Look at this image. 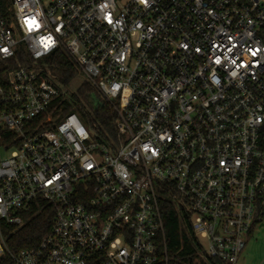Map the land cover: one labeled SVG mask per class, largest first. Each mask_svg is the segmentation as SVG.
<instances>
[{"label":"built area","instance_id":"1","mask_svg":"<svg viewBox=\"0 0 264 264\" xmlns=\"http://www.w3.org/2000/svg\"><path fill=\"white\" fill-rule=\"evenodd\" d=\"M21 48L0 84V264H168L165 202L197 264H235L264 219V0H0V58ZM55 51L114 137L59 115ZM46 207L49 230L12 249L5 228Z\"/></svg>","mask_w":264,"mask_h":264},{"label":"trees","instance_id":"2","mask_svg":"<svg viewBox=\"0 0 264 264\" xmlns=\"http://www.w3.org/2000/svg\"><path fill=\"white\" fill-rule=\"evenodd\" d=\"M50 68L53 75L66 88L62 94L59 115L77 112L82 121L100 138L108 140L115 136V113L101 94L85 79L73 62L60 51H55L43 62ZM31 59L25 50L18 49L9 59L0 58V84L6 81L9 70L20 65H30ZM163 221L165 245L171 257L168 264H190L195 259L194 237L187 231L189 226L177 216L175 207L170 202L163 205ZM52 212L49 207L34 209L30 218L21 227H6L8 245L16 250L33 247L49 230ZM189 231V230H188ZM208 264H223L214 258L208 259Z\"/></svg>","mask_w":264,"mask_h":264},{"label":"rangeland","instance_id":"3","mask_svg":"<svg viewBox=\"0 0 264 264\" xmlns=\"http://www.w3.org/2000/svg\"><path fill=\"white\" fill-rule=\"evenodd\" d=\"M61 89L65 91V88ZM9 152L1 150L0 156L6 157ZM244 240L245 246L235 264H264V219L254 226L251 233L244 236ZM190 264H197V259Z\"/></svg>","mask_w":264,"mask_h":264}]
</instances>
